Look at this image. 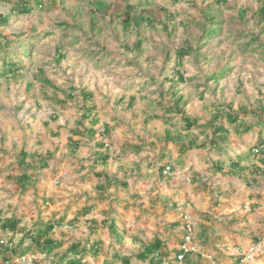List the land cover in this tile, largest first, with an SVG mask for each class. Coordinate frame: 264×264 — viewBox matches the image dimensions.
Returning <instances> with one entry per match:
<instances>
[{
  "label": "rangeland",
  "instance_id": "rangeland-1",
  "mask_svg": "<svg viewBox=\"0 0 264 264\" xmlns=\"http://www.w3.org/2000/svg\"><path fill=\"white\" fill-rule=\"evenodd\" d=\"M263 4L0 0V264H264Z\"/></svg>",
  "mask_w": 264,
  "mask_h": 264
},
{
  "label": "trees",
  "instance_id": "trees-1",
  "mask_svg": "<svg viewBox=\"0 0 264 264\" xmlns=\"http://www.w3.org/2000/svg\"><path fill=\"white\" fill-rule=\"evenodd\" d=\"M57 1V0H54ZM90 1H95V0H90ZM177 1V0H175ZM98 2V1H97ZM18 10L21 12H28L30 11V9L32 8V0H18ZM136 5L134 4H129L127 11H126V16L124 18V23L126 25V27H129L130 22L133 19V16H131L132 11L136 10ZM259 13L261 14V19L264 20V4L262 5L261 9L259 10ZM7 20V16H0V21H6ZM208 33H211L215 31L214 26H211L210 28H208ZM8 43V42H7ZM186 50H179L178 51V56L180 59V62L182 61V58L186 55ZM5 67L3 68V70L0 69V75L1 76H5L8 74H15L19 71L22 70V68L25 66L24 64H22V62L19 61H13L10 60L9 62H5L4 63ZM179 77L181 78V80L185 79L182 72H179ZM92 97V95L87 94V97ZM179 113H181L183 115V119L185 121L186 124V128L187 129H191L193 125H195L196 123V119L187 115L184 110H180L179 109ZM231 117V120L236 122L237 121V117L235 115H229ZM247 129H249L247 127ZM217 131H219V128L217 129ZM204 145V144H203ZM202 145V146H203ZM260 145H264V140H262V144ZM235 165V164H234ZM20 223V220L17 218H8L6 220H4L3 222L0 220V230L3 229L4 231H16L18 229V225ZM55 227L54 223H48L45 225V227L40 228L36 234L34 232L29 231L25 237H30L32 239V242L36 243L37 245H52L54 243L53 239L50 238L48 235L51 231H53ZM4 241L0 240V254H2L4 256L5 260H9L10 258V254L11 253H17L18 252V248H14V247H9L4 245ZM155 249H159L160 248V244L157 243L154 245ZM180 252V251H179ZM146 255V254H144ZM125 262L128 263V260L125 259ZM76 262H71V261H67V262H62V264H75Z\"/></svg>",
  "mask_w": 264,
  "mask_h": 264
},
{
  "label": "built area",
  "instance_id": "built-area-1",
  "mask_svg": "<svg viewBox=\"0 0 264 264\" xmlns=\"http://www.w3.org/2000/svg\"><path fill=\"white\" fill-rule=\"evenodd\" d=\"M263 147H264V145L255 147L254 148L255 153H260L262 151ZM170 169H171V166L170 165H167L166 168L164 169V172H169ZM186 231L189 234H192V232H193V226H192L191 223H187L186 224ZM188 242H190V236H188L187 242L185 241L183 243V245L181 246V248H180V252L178 254V257L180 259H183L184 257H186V255H187V253H188V251L190 249V246H188Z\"/></svg>",
  "mask_w": 264,
  "mask_h": 264
}]
</instances>
